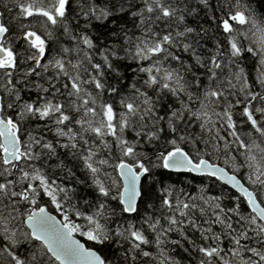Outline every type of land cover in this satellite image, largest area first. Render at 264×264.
Masks as SVG:
<instances>
[{
	"label": "snow or ice",
	"instance_id": "obj_1",
	"mask_svg": "<svg viewBox=\"0 0 264 264\" xmlns=\"http://www.w3.org/2000/svg\"><path fill=\"white\" fill-rule=\"evenodd\" d=\"M0 264H264V0H0Z\"/></svg>",
	"mask_w": 264,
	"mask_h": 264
}]
</instances>
